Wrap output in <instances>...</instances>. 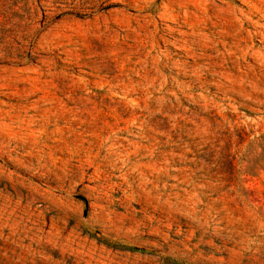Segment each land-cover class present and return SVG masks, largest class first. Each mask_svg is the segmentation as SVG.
<instances>
[{"label":"rangeland","instance_id":"rangeland-1","mask_svg":"<svg viewBox=\"0 0 264 264\" xmlns=\"http://www.w3.org/2000/svg\"><path fill=\"white\" fill-rule=\"evenodd\" d=\"M0 264H264V0H0Z\"/></svg>","mask_w":264,"mask_h":264}]
</instances>
